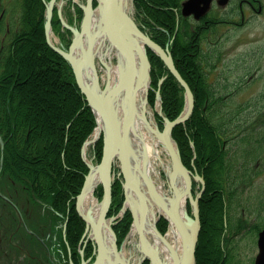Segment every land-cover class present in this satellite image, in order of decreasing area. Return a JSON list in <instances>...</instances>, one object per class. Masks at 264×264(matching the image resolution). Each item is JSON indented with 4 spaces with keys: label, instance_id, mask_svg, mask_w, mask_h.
Returning a JSON list of instances; mask_svg holds the SVG:
<instances>
[{
    "label": "trees",
    "instance_id": "1",
    "mask_svg": "<svg viewBox=\"0 0 264 264\" xmlns=\"http://www.w3.org/2000/svg\"><path fill=\"white\" fill-rule=\"evenodd\" d=\"M16 1L19 3V18L14 23L18 26L10 27L9 41L0 51V137L3 142L2 152L0 149V192L4 188L21 192L23 205L38 209L41 222L44 219L42 213L51 214L52 232H55L57 222H66L64 239L59 231L61 247L65 255L68 248L72 263L78 264V250L82 246L80 240L85 225L75 212L74 203L89 171L81 155L83 143L95 128L96 121L75 83L70 65L46 42L44 2L50 0ZM182 1L133 0V3L136 17L141 23L140 29L162 49L167 46L176 71L190 88L194 99L190 117L184 124L176 125L171 136L183 165L201 176L205 183L198 204L200 232L195 262L203 264L201 234L202 230L206 234L205 227L212 219L219 230L213 236L218 264H241L239 259L233 261L236 256L228 246L231 229L240 234L245 231L248 222L243 216L234 217L236 220L233 224L229 219L247 208L243 198L245 189L261 174L258 167H264L262 161L257 165V160L264 158V133L256 131L250 124L252 111L247 110L248 106L233 103L232 98L238 93L235 87L228 90L225 83L227 78L222 77L224 81L213 79L215 66L221 57L214 55L208 30L202 31L200 37L195 39V32L192 31L195 27L180 14ZM51 24L59 33L61 25L55 11ZM25 43H28L29 53L28 50H20ZM147 55L151 65L148 104L155 103L159 89L162 115L173 121L183 109L184 90L159 57L149 49ZM23 57L26 60L24 70L31 75L35 70L54 69L56 75L53 82L59 81L65 87H71L70 96L63 94L57 101L46 98L43 94L48 88L45 83L49 76L46 74L41 78L36 77L33 82L37 92L35 97H30L29 81L24 78L26 81L13 90L16 97L11 98L12 86L18 75V62ZM161 79L163 81L159 85ZM65 103L71 106V112L77 109L71 118L67 115L61 117ZM45 112L51 117L48 115L50 118L45 119ZM157 119L161 128L162 122L158 116ZM102 150L103 140L100 138L94 145L97 161L102 156ZM95 196L101 200L100 188ZM214 200L218 204H212ZM123 201L121 183L116 180L112 186L110 217L118 214ZM256 209L259 213L264 212L261 199ZM262 219L259 217L247 231L258 232L264 226V217ZM131 222V214L126 211L112 225L118 247L127 235ZM166 226V221L161 220L158 229L163 233ZM92 251L93 246L88 242L86 256H91Z\"/></svg>",
    "mask_w": 264,
    "mask_h": 264
},
{
    "label": "water",
    "instance_id": "2",
    "mask_svg": "<svg viewBox=\"0 0 264 264\" xmlns=\"http://www.w3.org/2000/svg\"><path fill=\"white\" fill-rule=\"evenodd\" d=\"M227 0H220L219 3L224 5ZM94 3L97 4V8L100 10V35L103 36L109 46L115 51L117 57V69L118 75L115 82H111L109 75H106V81L102 89H100L99 76L96 72L94 64V40L95 35L91 33V21L92 13L94 11ZM211 0H186L181 6V15L183 17L193 16L195 19L202 17L208 10ZM55 0H50L46 5V21L44 29L47 32L51 27V19L53 14V7ZM126 18L118 9V0H85L84 7L82 8V19L80 27L75 30L70 27H66L74 36L67 52L60 51L54 47L47 38L49 46L59 53L70 65L75 83L80 90V93L84 96L85 101L91 108L96 121L99 117L103 124V129L97 134L90 142L95 143L100 137L103 139L102 157L97 167L99 172L98 186L101 191L100 200V212L96 220L92 217L90 212L85 214L81 211L82 200L84 198V191L87 180L91 176V166L89 164V172L85 177L83 186L80 193L75 200V212L85 224V231L82 235L81 242L86 244L87 240H91L93 243V255L94 259L90 264H131L128 261H124L120 257V249L116 244V237L112 230L113 217H109V211L112 203V185H113V165L117 161L119 163L120 176L122 177V188L124 191L125 202L128 204V210L131 213L133 226L135 227L140 252L142 254V261L148 260L150 264H166V262L160 258L155 251L152 250L149 241L145 235V226L150 221L149 219V207L146 196L142 191L139 182L135 177V169L130 163V136L134 127V120L138 116L137 113V95L139 91L146 87L150 83L151 65L147 56L146 49L142 48L137 43L132 42L129 38L127 31L120 26V22L125 23ZM128 24V22L126 23ZM135 32L143 39L146 48L151 50L157 55L164 63L167 70L174 76L178 84L184 89L185 97L188 96L189 105L185 113L177 117L173 121L167 120L161 114V109L157 111V114L162 118V141L166 147V150L171 158V161L184 176L187 183V198L191 208L190 222L194 226L193 234L190 241V247L187 254H184L183 264H196L195 262V249L198 241V235L200 232V218H199V200L204 192L205 183L202 177L196 173H192L186 169L183 165L177 146L172 148L167 140L163 137L166 132L171 136L172 129L179 124L185 123L190 117L193 109L194 99L192 92L186 82L176 71L170 52L166 46L162 49L157 45L149 36L143 33L139 28L135 26ZM86 41L85 59L82 58L77 62H74L72 57V47L76 44H81ZM85 60L93 68V82L90 86L86 85L80 75L77 68L80 65V61ZM101 64L108 69L106 64L100 60ZM122 63V64H121ZM162 80L159 81V85ZM149 88H146L144 97L142 99L143 107L148 103ZM156 100L160 104V92L159 89L156 92ZM116 105V108L114 107ZM119 110L121 115L118 114ZM173 141V140H172ZM1 151L3 149V143L0 138ZM84 151V148H83ZM2 161V159H1ZM142 178L146 181L147 190L150 196L155 199H159L154 187L142 174ZM193 181L201 184V190L192 195V183ZM137 207V209H135ZM173 215L170 213V217H174L177 227L182 229V222L175 215V206H173ZM16 209V208H15ZM19 220L22 222V218L18 210L16 209ZM125 212L124 209L121 210ZM137 215V216H136ZM64 223V227H65ZM108 229L111 233L112 241V256H109V249L106 246V242L103 235L104 228ZM158 235L161 233L157 230L156 224L153 226ZM87 231H89L87 235ZM186 236L182 229V239L185 240ZM258 254L255 258L254 264H264V229L258 234L257 240ZM83 251H81V255ZM173 264H178V259L173 252ZM82 264L86 262L82 259Z\"/></svg>",
    "mask_w": 264,
    "mask_h": 264
},
{
    "label": "rangeland",
    "instance_id": "3",
    "mask_svg": "<svg viewBox=\"0 0 264 264\" xmlns=\"http://www.w3.org/2000/svg\"><path fill=\"white\" fill-rule=\"evenodd\" d=\"M84 1L85 0H57V4L62 3L60 8H61L62 14L64 15L63 18L66 19L65 23L67 25L73 28L79 27L81 17H82L81 7H83ZM0 4H1L2 9L5 10V13H6L5 21L10 24V25L8 24L9 28L18 26L17 23H14V22L19 18V3L16 0H0ZM131 4H132V12H131L132 19L134 20L137 26H140L141 23L136 17L133 0H131ZM1 7H0V11H1ZM67 21L69 22L73 21V22L71 24H68ZM13 23L15 25L11 26ZM1 29L2 30L0 31V41L3 38L5 27L3 26V28ZM59 33L60 34L63 33L65 42L64 43L61 41L59 42L58 36L56 33H54L53 40L58 42L61 45V47L63 45L68 46L72 36L70 34H67V32H64V31L63 32L61 31ZM228 34L229 35L227 39L223 40L222 42L223 43L222 47L217 50L213 49L214 55L215 56L217 55L218 58L221 57L220 61L218 62L216 61L217 68L215 69L216 72L221 73V75L217 74L216 72H213L212 77L216 75L219 77H227V81H225V83L228 85V90L231 91L232 88L235 87V90L237 89V92H238V94L232 98L233 103L236 105L244 104L248 106L247 110L252 111V113L250 114V117H251L250 124H253L254 126L253 128H255L256 131L259 130L260 133H264V23H260V22L253 23L248 28L242 31L235 32V33L229 32ZM8 41H9V36L6 37L5 42L8 43ZM205 48L206 47H203V49ZM20 50H22V52H25L26 50H28L27 53H29L30 50H29L28 43H25L23 46H21ZM111 63L112 64L116 63V60L114 57L112 58ZM96 66L100 67L99 63L96 62ZM49 67L51 68V66ZM98 70H100V68H98ZM17 71L16 73L18 75L16 77V81L14 82L12 86L13 88H12L11 98L16 97V95L13 94V90H17L19 84L21 82L23 84L26 81L24 80V78H27V80L29 81L28 87H30L29 88L30 97L32 96L35 97L36 91H35V88L33 87V82L37 79L35 75L34 74L31 75L28 72H26L24 70V65L21 64L20 62H18ZM52 71L54 72V69ZM35 72H39V70H35ZM48 80H50V78ZM58 83L60 84V82ZM239 83L241 84L240 86H239ZM49 85L51 87L53 84L52 85L49 84ZM60 85L63 87L62 83ZM62 87L59 89L56 88L57 89L56 90L55 87L53 88L52 86L51 88H49V90L47 91L44 90L43 94L44 96L46 95V98L50 99L51 101L59 100L63 94H67V96H70L69 88L68 87L62 88ZM183 98L185 101V92L183 93ZM233 103L231 102V108H233ZM156 104H158V110L161 109L160 104L157 100H155V103L153 105H149V108L153 111L154 118L158 126L159 119H157L156 111L158 110L155 109ZM70 107L71 106L67 105L66 103L63 105L61 117H63L64 115H67L69 116V118H71L77 113L76 108L72 110L71 112ZM183 110L184 109H182L180 115L182 114ZM63 112L65 114H63ZM44 115H45L44 117L45 119L51 117V114H48V112L47 113L45 112ZM48 115H50V117ZM94 129L92 133L88 136V138L85 140V142L83 143V145H85V156H84L83 151H81V155H82L83 161L87 160L89 161L91 165L95 166L99 164L101 158L99 161L95 159V155H94V145L95 144L90 143V140L93 137L92 135H93ZM247 161H249V159ZM261 161L264 163V158ZM258 168L261 174L255 179H253L252 185L247 187L244 192L243 198L246 200V206H247V208L246 207L244 208V214L242 211L243 209H241L239 213L233 215V218L234 217L237 218V216H240V217L243 216L244 219H246V222H248L247 225L249 226L252 224V222H254L255 224V221L257 222L259 217H262V215L259 212H257V209H256L258 207V200L261 199V202L264 205V167H258ZM115 175L117 177L118 175L117 171L115 172ZM97 189L98 187L94 191V197H95V193ZM199 189H200V184L198 182L193 181V184H192L193 195L198 193ZM21 195L19 194V197H20L19 204L23 205V200H22ZM205 195H206V192L203 195L204 198L206 197ZM216 202L217 201L214 200L212 201V204L215 205ZM23 206L25 207V205ZM187 207H188L189 215L192 216L189 203ZM0 210L7 211L11 209L6 204L0 201ZM24 211H25L24 213L25 214L27 213V215L32 214V218L29 219V224L31 227L34 228L33 230L37 231L42 238H46L47 237L46 230L41 231V228L36 227L34 225V223L38 222V216H40L39 215L40 211L35 210V208L32 209L31 206L25 207ZM47 216L48 215H46V217ZM263 216H264V213H263ZM12 220L15 221L14 214H13ZM161 220L163 219L161 218L156 224L157 230H159L158 224L160 223ZM213 221L214 220L211 219L210 222L209 221L207 222V225L205 227L206 234H203V230L201 234L202 240L200 243L201 245L200 248L201 250H205V253H203L204 256L202 260L203 264H206V262H209V263L212 262L214 264L216 257L218 259V255L216 254V248L214 247L215 241H214L213 236L217 235L219 230L217 228L216 222H213ZM14 223L15 222H13V225ZM61 225H62L61 222L59 223L57 222L56 224L57 226L56 230L58 233L57 237H59V234H60L59 231H60ZM246 230H248V228H246ZM246 235L247 237L243 239L242 236H246ZM252 235L253 234L251 233L248 235L244 232L243 235H240V237L238 238L239 241L235 245L236 249H234L235 250L234 254L239 259L241 264H252V261L256 255L257 251L254 246L255 244L252 243V238H253ZM21 237H24V232L22 229H19L18 234H17V239L19 240V238ZM21 242L22 241L20 240V243ZM17 243H19V241H17ZM80 243H81V240H80ZM116 244H117V239H116ZM118 248L120 249V251H123L124 253L126 252L129 253L128 258L132 263L140 264L139 262H141L140 261L141 256H140V253L138 252L136 236L135 238H132L130 236V232L127 233V235L125 236L121 245ZM5 251L7 252V250ZM0 256H1L0 264H26L27 262L21 254H16L15 252H12L9 257L3 258L1 253H0ZM136 258L137 260H135Z\"/></svg>",
    "mask_w": 264,
    "mask_h": 264
},
{
    "label": "bare ground",
    "instance_id": "4",
    "mask_svg": "<svg viewBox=\"0 0 264 264\" xmlns=\"http://www.w3.org/2000/svg\"><path fill=\"white\" fill-rule=\"evenodd\" d=\"M118 9L122 15L126 18V22H120V26L123 27L132 40V42L137 43L142 48L146 49L143 39L135 32V26L138 27L134 20L132 19V4L131 0H118ZM128 22V24H126ZM91 34L95 35L94 40V53L102 62L108 67L107 70L103 71L102 77L105 79L106 75H109L112 82L116 79L118 75V69L113 64L108 63V58L111 60L112 56L115 55V51L108 45L103 36L100 35V10L97 8L92 13L91 21ZM147 35V33L145 32ZM53 34L50 32L49 37L51 38ZM86 52V41L81 44H74L71 50L74 62L81 60L85 57ZM20 60L21 64H26V60ZM85 59V58H84ZM122 64V63H121ZM96 68V72L99 76V72ZM78 74L82 81L90 86L93 82V68L87 61H80V65L77 68ZM51 69L39 70V72H34L35 77H42L48 75L50 80L45 84L48 86L47 90L53 86L55 89H59L62 86L58 83L59 81L53 82L55 75ZM54 75V76H53ZM16 81V80H15ZM21 82V81H20ZM49 84H53L51 87ZM65 84H63V87ZM146 88L150 90V83L144 88H142L137 95V113L138 116L134 120L133 131L130 136V163L135 169V177L139 182V185L146 196L150 221L145 226V235L153 251L162 258L166 264H173V252L177 256L178 264H183L184 254H187L190 247V241L193 234L194 226L190 222V215L188 213V198H187V183L183 174L174 167L171 158L166 150L164 142L162 141V131L158 128L153 111L149 108V104L144 107L142 105V99L145 94ZM56 89V90H57ZM70 92L72 88L69 87ZM189 99L186 95L184 101L185 113L188 109ZM116 108V105L114 106ZM155 109L158 110V104L155 105ZM159 111V110H158ZM157 112V111H156ZM162 113V112H161ZM118 114L121 115L119 110ZM157 114V113H156ZM158 115V114H157ZM103 129V124L97 117V127L93 132V137L97 136ZM172 148H175L174 141L168 132L163 135ZM142 174L145 175L146 179L154 187L159 199H155L149 195L146 181L142 178ZM99 182V172L97 167L91 165V176L87 180L84 198L82 200L81 211L83 214L90 212L94 220L98 217L100 212V200L94 197V191L98 187ZM175 206V215L181 220L183 226V232L186 236L185 240L182 239V229L177 227L175 224L176 220L174 217H170L169 214L173 215ZM137 209V207L135 208ZM137 216V215H136ZM161 218H163L167 223V229L165 232L158 235L157 231L154 229V225ZM104 239L106 246L109 249V256H112V235L108 231L107 227L103 230ZM136 230L135 227L131 229L130 236L135 238ZM138 252H140L139 243L137 242ZM203 254L205 250H200ZM129 253H124L120 251V257L124 261L130 262L128 258ZM201 254V255H202ZM204 256V255H203ZM141 258V257H140ZM137 260V258L135 259ZM219 259L216 260L214 264H218ZM208 264V262H207Z\"/></svg>",
    "mask_w": 264,
    "mask_h": 264
},
{
    "label": "flooded vegetation",
    "instance_id": "5",
    "mask_svg": "<svg viewBox=\"0 0 264 264\" xmlns=\"http://www.w3.org/2000/svg\"><path fill=\"white\" fill-rule=\"evenodd\" d=\"M184 1L185 0H183L182 2ZM219 1L220 0H211L210 6L207 12L198 19H195L193 16L186 17L188 21L191 23V26L195 27V29L192 30L193 32H195V36H194L195 39L200 37L202 31L208 30V33H211L210 38H209L211 42L210 44H211V47L215 50L220 49L222 47V44H223L222 42L223 40L227 39L229 32L235 33V32L242 31L248 28L253 23H257V22L264 23V0H227V2L224 5H221ZM0 7H1V4H0ZM5 18H6L5 10L2 9L1 7L0 31L2 30L1 28H3L4 26L5 32L3 34L2 40L0 41V51L3 50L5 47L6 37L11 36V31H10L11 28H9L10 24L5 21ZM216 68H217V64L215 66V69ZM214 72H216V70H214ZM216 73L221 75V73H218V72ZM213 79L216 81L218 80L224 81L222 77H219L217 75L214 76ZM262 159L257 160V165H259V162ZM6 192H7L6 194L8 195V199L12 202L11 191L6 190ZM14 193H15V198L19 199L20 197L18 195V191L14 190ZM0 196L4 197L1 194ZM10 206L9 208L11 210H7V211L0 210V253L3 258L9 257L12 252H15L16 254H21L24 257V259L27 261V264H30V263L32 264H66V263L73 264L71 261V253L68 248H67V255H65L63 250L61 251L59 248H56V246L53 244L49 247L48 243L46 242L47 240H49V236L51 233L50 224H49L48 234L45 239L38 237L31 231H26L27 233L29 232L31 233V235H33L35 240L38 242L37 244L38 246L34 244V241L30 238L21 237L18 240L17 236H14L13 235L14 232L12 231L13 222L16 223V221L12 220L13 213H15L16 216L17 214L13 206L11 204ZM242 211L244 214V210ZM263 213L264 212H260L262 217H264ZM31 217L32 215L28 216V218H31ZM48 218L50 221L51 217L49 216V214H48ZM234 220L236 219L233 218V215H232L229 219L230 224H233ZM253 224L254 222H252L250 226L252 227ZM250 226L246 225V228H248L249 230ZM21 227H23L24 229L26 228L25 224L19 225V222H17L16 227H15V232H17ZM245 231H242L240 234H237V232H235L234 229L233 230L231 229V239L228 236V238L231 241L228 249L232 252L233 255H235L234 249H236L235 245L238 243L239 241L238 238L240 237V235H243L244 232L248 235L250 234V232L247 231L246 229ZM259 231L256 233L251 232V234H253L252 243L255 244L254 246L257 251L256 255L258 253L257 240H258ZM7 233H9V235H7ZM242 237L243 239H245L247 235L242 236ZM64 238H65V235H64ZM16 239L17 241H19V243H17ZM20 240L22 241L21 243H20ZM86 245L87 243L83 247L82 255H81L82 246L78 250L79 258H80V261L78 264L82 263L81 259H83L87 264H89V261H91L90 259H92L93 252L91 256H86V252H85ZM5 250H7V252ZM30 250L32 251V253L30 252ZM255 257L252 261V264H254ZM237 259L238 258L236 257L233 259V261H236Z\"/></svg>",
    "mask_w": 264,
    "mask_h": 264
}]
</instances>
